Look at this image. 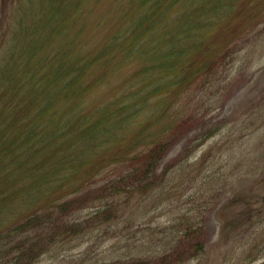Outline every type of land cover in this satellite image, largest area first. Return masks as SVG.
<instances>
[{
    "label": "trees",
    "instance_id": "obj_1",
    "mask_svg": "<svg viewBox=\"0 0 264 264\" xmlns=\"http://www.w3.org/2000/svg\"><path fill=\"white\" fill-rule=\"evenodd\" d=\"M31 1L0 59V264L35 263L75 203L152 191L166 117L264 18V0H110L92 22L99 0Z\"/></svg>",
    "mask_w": 264,
    "mask_h": 264
},
{
    "label": "rangeland",
    "instance_id": "obj_2",
    "mask_svg": "<svg viewBox=\"0 0 264 264\" xmlns=\"http://www.w3.org/2000/svg\"><path fill=\"white\" fill-rule=\"evenodd\" d=\"M109 1L99 0L91 22ZM31 4L22 0L24 9ZM20 8V0H0V59L21 26ZM260 22L233 39L236 49L213 78L199 80L178 112L166 117L170 141L154 189L73 204L67 226L58 221L56 241L33 264H264V18ZM133 66L123 64L117 85Z\"/></svg>",
    "mask_w": 264,
    "mask_h": 264
}]
</instances>
